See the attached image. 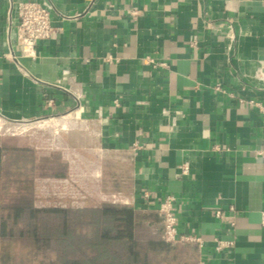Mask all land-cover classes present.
<instances>
[{
    "label": "crops",
    "instance_id": "obj_1",
    "mask_svg": "<svg viewBox=\"0 0 264 264\" xmlns=\"http://www.w3.org/2000/svg\"><path fill=\"white\" fill-rule=\"evenodd\" d=\"M51 1L56 32L17 65L0 0V119L58 120L99 173L88 207L161 236L172 195L178 234L201 242L159 262L264 264V0Z\"/></svg>",
    "mask_w": 264,
    "mask_h": 264
},
{
    "label": "trees",
    "instance_id": "obj_2",
    "mask_svg": "<svg viewBox=\"0 0 264 264\" xmlns=\"http://www.w3.org/2000/svg\"><path fill=\"white\" fill-rule=\"evenodd\" d=\"M45 160L52 162L55 176L66 174L65 162ZM7 161L16 170L22 167L31 175L18 171L24 176L3 180L19 184L15 187L14 201L0 203L1 240L47 244L57 253L56 260L49 264H170L159 262L157 254L164 251L172 259L182 252L157 232L137 224L133 210L128 207L106 203L96 208L34 207L32 174L37 167L34 150L0 144V167Z\"/></svg>",
    "mask_w": 264,
    "mask_h": 264
},
{
    "label": "built area",
    "instance_id": "obj_3",
    "mask_svg": "<svg viewBox=\"0 0 264 264\" xmlns=\"http://www.w3.org/2000/svg\"><path fill=\"white\" fill-rule=\"evenodd\" d=\"M54 9L51 0L40 2L8 0L6 31L10 35L13 34L14 44L18 51L16 54L11 48L9 57L17 65H20L19 56L34 55L37 41L48 39L56 32V27L52 23ZM13 11H15L14 15ZM261 152L264 155V147ZM69 156V173L66 176L37 179L34 191L36 207L81 208L88 203L90 198H93L97 204L100 195L94 179L99 173L96 172L95 167L90 168L78 152H71ZM180 171L183 174L188 172L187 163L180 165ZM85 174L88 175L84 176ZM173 200L172 195H167L157 209L161 220V238L172 244L176 242L200 243L201 238L194 234H178V217L173 207ZM216 215L221 216L219 210L216 211ZM261 223L264 225V212L261 216ZM215 241L218 249L231 243L220 239Z\"/></svg>",
    "mask_w": 264,
    "mask_h": 264
},
{
    "label": "rangeland",
    "instance_id": "obj_4",
    "mask_svg": "<svg viewBox=\"0 0 264 264\" xmlns=\"http://www.w3.org/2000/svg\"><path fill=\"white\" fill-rule=\"evenodd\" d=\"M45 119L47 118L18 122L4 121L0 119V143L8 147H29L34 150L37 163L35 172L32 174V205L34 207H36L34 205V191L37 179L44 177H60L53 174L55 171L51 166L52 162H46L45 159L49 157L51 161H55L56 157L59 155L61 158L60 160L66 163V176L69 173V154L71 152H78V150L71 147H62L61 136L63 135V130H61L59 126H49L48 128L33 126L36 122ZM22 126L26 127L21 128ZM79 151L86 154L85 149ZM10 170L12 172H9ZM18 171H22V173L26 174L28 177L31 175L22 167L21 169L16 170L10 161H7V163H4L0 167L1 204H9L14 201L16 197L15 187L19 183H14L10 180L4 182L3 180H6L7 178L13 179L14 177H23L24 175L18 174ZM87 205L89 204L86 203L84 206ZM56 255L57 253L47 244H40L31 241H9L0 239V264H17L19 261H22L23 264H49V261L56 260ZM190 259L195 262L194 252L190 255Z\"/></svg>",
    "mask_w": 264,
    "mask_h": 264
},
{
    "label": "bare ground",
    "instance_id": "obj_5",
    "mask_svg": "<svg viewBox=\"0 0 264 264\" xmlns=\"http://www.w3.org/2000/svg\"><path fill=\"white\" fill-rule=\"evenodd\" d=\"M57 121L58 120H56V119H45V120L36 122L33 126H37V127H40V128H48L49 126L56 125ZM60 123L64 126L66 121L65 120H60ZM23 125H25V124H23ZM25 127L26 126H22L21 128H25Z\"/></svg>",
    "mask_w": 264,
    "mask_h": 264
}]
</instances>
